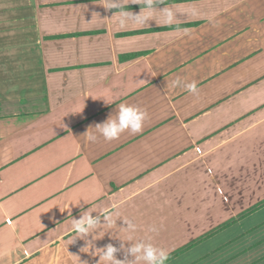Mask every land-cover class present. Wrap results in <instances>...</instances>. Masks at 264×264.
<instances>
[{"label":"crops","instance_id":"crops-1","mask_svg":"<svg viewBox=\"0 0 264 264\" xmlns=\"http://www.w3.org/2000/svg\"><path fill=\"white\" fill-rule=\"evenodd\" d=\"M150 2L122 0L150 17L122 26L106 0H0V68L36 69L0 101V264H98L71 223L88 209L120 213L97 248L170 256L264 204V0ZM120 103L146 113L139 133L83 136Z\"/></svg>","mask_w":264,"mask_h":264},{"label":"clouds","instance_id":"clouds-1","mask_svg":"<svg viewBox=\"0 0 264 264\" xmlns=\"http://www.w3.org/2000/svg\"><path fill=\"white\" fill-rule=\"evenodd\" d=\"M110 6H115L116 12L114 15L120 17V24L122 26L133 23L144 26L148 23L150 17L139 14H134L131 11L125 10L120 7L122 0H106ZM111 10V8H109ZM145 11H157L151 6L149 0L148 7ZM164 16L165 22L168 24L173 23L174 16L170 11L165 9H158ZM180 84L179 80L173 81L172 86L175 87ZM186 89L195 94L197 92L196 83H189L184 85ZM146 119V113L139 107L129 105L127 103H120L116 106L115 114L109 115L105 121L96 123L94 126H89L88 130L83 134L89 141H96L98 137H102L105 141H113L118 139L122 133L130 132L132 134L139 133L142 130L143 123ZM94 130V131H93ZM103 217V223H101ZM120 217L118 210L113 209L95 217L88 209L84 211L80 217H72V228L75 232V241L77 239L85 242V247L81 250H86L84 253H91L99 257L98 264H166L169 259L167 250L160 248L148 241H136L131 243L130 246L125 248V243L122 241L120 247L117 248L112 243L106 244L103 248H97L95 245L94 233L97 229L103 227H112L116 223V218ZM122 226L120 229L128 234V240L133 239L132 234L137 231V225L132 219L122 218ZM150 232H155L154 227L149 229ZM124 251L125 256L123 259L117 258V253ZM129 257L132 259L129 260ZM80 261V260H79ZM80 264H87V262L80 261Z\"/></svg>","mask_w":264,"mask_h":264},{"label":"rangeland","instance_id":"rangeland-1","mask_svg":"<svg viewBox=\"0 0 264 264\" xmlns=\"http://www.w3.org/2000/svg\"><path fill=\"white\" fill-rule=\"evenodd\" d=\"M34 68H0V101L35 88ZM169 256L166 264H264V204L229 221L196 246Z\"/></svg>","mask_w":264,"mask_h":264},{"label":"trees","instance_id":"trees-1","mask_svg":"<svg viewBox=\"0 0 264 264\" xmlns=\"http://www.w3.org/2000/svg\"><path fill=\"white\" fill-rule=\"evenodd\" d=\"M134 57V55H127V56H122L121 57V59L122 60H126V59H128V58H133ZM226 225V224H225ZM225 225H223L222 227H224ZM221 227H219L217 230H219Z\"/></svg>","mask_w":264,"mask_h":264}]
</instances>
